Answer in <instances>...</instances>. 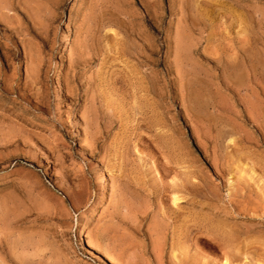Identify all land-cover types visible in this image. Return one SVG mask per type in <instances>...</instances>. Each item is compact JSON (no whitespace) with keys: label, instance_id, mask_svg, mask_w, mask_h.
I'll list each match as a JSON object with an SVG mask.
<instances>
[{"label":"rangeland","instance_id":"obj_1","mask_svg":"<svg viewBox=\"0 0 264 264\" xmlns=\"http://www.w3.org/2000/svg\"><path fill=\"white\" fill-rule=\"evenodd\" d=\"M263 180L264 0H0V264H264Z\"/></svg>","mask_w":264,"mask_h":264},{"label":"bare ground","instance_id":"obj_2","mask_svg":"<svg viewBox=\"0 0 264 264\" xmlns=\"http://www.w3.org/2000/svg\"><path fill=\"white\" fill-rule=\"evenodd\" d=\"M232 141H230V143H231ZM246 168H247V166H246ZM250 169V168H249ZM249 171H251V174L253 175V176H256V172H255V170L254 169H251V170H249ZM249 173V172H248ZM251 175V176H252ZM258 175V174H257ZM260 177V176H259ZM255 180H256V178H254ZM264 181V180H263ZM261 182V181H260ZM260 184V183H259ZM231 186H232V184H231ZM182 200H181V198H179V197H175L174 198V204L175 205H178V203H180ZM79 231V233H78V236H77V241H78V243L79 244H81V245H83L84 246V249H87L88 250V242L86 241V236H85V233H84V229L83 228H80V230H78ZM90 247V246H89ZM86 250V251H87ZM92 256H93V253H92ZM103 255L101 254H99L97 257H96V259H98L100 262H103V263H107V260H106V258H104V257H102ZM109 262V264H113L111 261H108ZM225 264H227V263H225Z\"/></svg>","mask_w":264,"mask_h":264}]
</instances>
